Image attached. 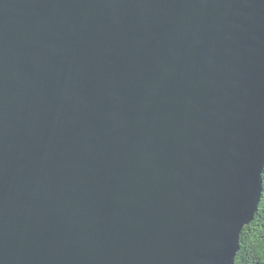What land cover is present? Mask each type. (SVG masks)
<instances>
[{"label": "water", "instance_id": "1", "mask_svg": "<svg viewBox=\"0 0 264 264\" xmlns=\"http://www.w3.org/2000/svg\"><path fill=\"white\" fill-rule=\"evenodd\" d=\"M264 169V0H0V264H235Z\"/></svg>", "mask_w": 264, "mask_h": 264}, {"label": "trees", "instance_id": "2", "mask_svg": "<svg viewBox=\"0 0 264 264\" xmlns=\"http://www.w3.org/2000/svg\"><path fill=\"white\" fill-rule=\"evenodd\" d=\"M262 191L252 222L242 229L236 264H264V169Z\"/></svg>", "mask_w": 264, "mask_h": 264}, {"label": "bare ground", "instance_id": "3", "mask_svg": "<svg viewBox=\"0 0 264 264\" xmlns=\"http://www.w3.org/2000/svg\"><path fill=\"white\" fill-rule=\"evenodd\" d=\"M243 228H244V227H243ZM238 246H239V242H238ZM235 258H236V256H235ZM235 258H234V262L236 261ZM236 263H237V262H235V264H236ZM239 264H240V263H239Z\"/></svg>", "mask_w": 264, "mask_h": 264}, {"label": "rangeland", "instance_id": "4", "mask_svg": "<svg viewBox=\"0 0 264 264\" xmlns=\"http://www.w3.org/2000/svg\"><path fill=\"white\" fill-rule=\"evenodd\" d=\"M241 232H242V230H241ZM238 242H239V240H238Z\"/></svg>", "mask_w": 264, "mask_h": 264}]
</instances>
